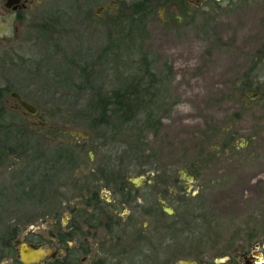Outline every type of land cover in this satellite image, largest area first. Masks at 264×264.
Here are the masks:
<instances>
[{"label": "rangeland", "instance_id": "rangeland-1", "mask_svg": "<svg viewBox=\"0 0 264 264\" xmlns=\"http://www.w3.org/2000/svg\"><path fill=\"white\" fill-rule=\"evenodd\" d=\"M133 1L35 0L16 53L0 57V237L42 241L51 203L65 186L71 194L73 164L90 178L123 162L136 179L141 168L165 176L173 213L150 231L148 257L115 264H264L262 246L243 258L264 240V103L245 95L264 82V0H157L143 37H129L113 13ZM142 74L158 82L149 119L140 111L118 131L88 124L93 89L109 93ZM12 90L37 111L17 106ZM83 138L80 152L73 144Z\"/></svg>", "mask_w": 264, "mask_h": 264}, {"label": "flooded vegetation", "instance_id": "flooded-vegetation-1", "mask_svg": "<svg viewBox=\"0 0 264 264\" xmlns=\"http://www.w3.org/2000/svg\"><path fill=\"white\" fill-rule=\"evenodd\" d=\"M119 1L123 2L124 0H114L117 3ZM147 1L150 3L151 13L153 3L157 0ZM161 1L163 3L171 2V0ZM183 1L188 4V0ZM177 2L181 8L182 2L180 0L171 3ZM34 5L35 0H0V16H2L0 18V30L7 27L10 21L12 26L9 34L6 35V32L0 34V57L12 56L16 53L22 33L20 24L26 15H29V12L33 10ZM117 14L114 12L113 17H116ZM176 16L179 17L180 15L176 14ZM31 30L33 27L28 26V39L31 37ZM16 92L21 98L20 93ZM246 94L251 100H260L261 103H264V82L262 88L247 86L245 88ZM12 96L15 98L17 106H20L18 98ZM83 141L85 138L81 142L73 144L80 152L84 148L82 146ZM247 141L248 139L242 146H245ZM61 157L64 159L66 155ZM132 161H136V159L132 158ZM95 165L101 166L102 163H95L94 167ZM114 167V171L108 177L104 174L103 176L95 174L93 168L89 173L94 174V176L89 178L87 173L83 175L80 170L81 161L73 164L72 168L77 173L72 174L69 181L71 194H68V188L65 186V190L61 191V194L51 203L49 217L46 218L47 220L45 219L47 232L44 239L35 242L23 238L21 241L16 239L15 243L0 237V264H27L21 256L20 242H24L26 245L41 244L43 248L48 250V253L39 258L35 264H115L124 257H131V259L148 257L149 253L145 248L151 241L149 239L150 231L165 226L162 216L165 213H173L172 210H166V206L162 202L166 192L170 193L166 185L167 181L163 175L160 177L152 176L146 168L139 170L141 175L139 181V178L136 179L137 177L126 173L127 169H125L126 166L123 162ZM168 182L170 184L172 179ZM102 184L111 188L110 194H104L100 186ZM155 191L157 197L162 196L157 201L158 206L154 203L155 199L152 200ZM173 197L176 198V195ZM55 208L60 209L63 217H57L58 212ZM123 209H126L127 212L125 213ZM150 218L153 219L151 229L148 228L150 226L148 219ZM145 220L148 221L146 227L140 226V221L143 223ZM158 242L161 243L162 240L159 239ZM108 257H112V259Z\"/></svg>", "mask_w": 264, "mask_h": 264}, {"label": "trees", "instance_id": "trees-1", "mask_svg": "<svg viewBox=\"0 0 264 264\" xmlns=\"http://www.w3.org/2000/svg\"><path fill=\"white\" fill-rule=\"evenodd\" d=\"M131 7L127 14H117V21L125 18L128 26L126 33L129 37L136 32L137 35L145 34L146 18L150 14V3L147 0H135L129 4ZM147 61L144 62L143 70L148 72ZM144 75L127 80L125 87L113 89L109 93H102L99 88L93 89V95L89 102L84 104V115L91 126L102 127L116 125L115 131H118L124 123L132 121L138 112L143 111L147 119L152 116L149 108V100L154 97L158 88L155 84V78L151 74L150 79L143 81Z\"/></svg>", "mask_w": 264, "mask_h": 264}, {"label": "water", "instance_id": "water-1", "mask_svg": "<svg viewBox=\"0 0 264 264\" xmlns=\"http://www.w3.org/2000/svg\"><path fill=\"white\" fill-rule=\"evenodd\" d=\"M11 95H14V96H16L18 98L19 105L26 112L35 113L37 111V108L33 104H31L30 102L26 101L25 99L20 98L19 94L15 90L11 91ZM19 245H20L19 249H20V252H21L22 259L27 264H35V262L39 258H42L44 255H46V253H48V250L43 248L41 246V244H38V245H33V244L26 245L24 242H20ZM261 246L264 247V240L254 243L250 253L248 255H243L245 263H248L249 261L254 259V257L262 256L261 251H259L257 249V248H259ZM29 253H30V255H29ZM179 264H195V261L194 260H190V259H181L179 261Z\"/></svg>", "mask_w": 264, "mask_h": 264}]
</instances>
